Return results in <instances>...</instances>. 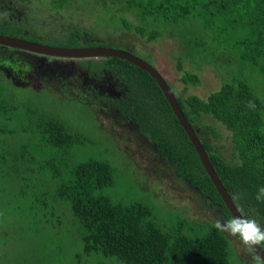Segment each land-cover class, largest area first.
<instances>
[{"label":"trees","instance_id":"trees-1","mask_svg":"<svg viewBox=\"0 0 264 264\" xmlns=\"http://www.w3.org/2000/svg\"><path fill=\"white\" fill-rule=\"evenodd\" d=\"M49 1L64 9H69V3L80 5L81 11L96 18L97 26L109 29L96 11L88 12L101 8L98 12L105 11L117 26L112 30L134 32L148 42L159 39L161 31L170 25L180 28V36H174L180 43L195 28L210 36L212 43L229 31L240 35L244 32L235 43L243 49L239 58L260 66L264 74V0ZM21 28L14 20L0 19V34L19 38ZM198 43L202 46L199 40ZM113 61L116 72L134 81L132 105L116 103V108L156 147L157 156L163 160L160 164L175 183L197 189L209 209L217 204L222 216L230 217L155 81L125 60ZM182 64L177 59L176 68L182 71L179 81L185 93L189 85L199 86L201 81L196 73L183 69ZM2 90L0 118L15 121L16 130L9 134L20 137V146L11 147L14 143L4 139L7 132L0 131L1 144L10 145L8 152H0V165L7 166L5 179L9 178L8 185L1 189L8 206L0 213L5 226L0 264H252L234 251L232 241L238 243V238L228 239L211 222L193 221L197 225L193 227L206 232L192 238L185 233L187 220L181 215H177L176 222L171 220L163 226L151 205L115 201L104 194L113 185L114 169L108 162L94 158L77 159L76 149L85 145L83 135L45 111L21 108L10 99L6 106ZM173 93L192 126L204 128L219 139L220 132L203 121L210 117L229 132L230 161L223 159L220 147L208 139L201 140L202 146L230 197L240 194L239 200L232 198L237 208L264 224V202L255 199L257 189L264 186L261 100L238 77L205 98L178 95L177 90ZM248 101L255 107H246ZM63 167L65 173L61 174Z\"/></svg>","mask_w":264,"mask_h":264},{"label":"rangeland","instance_id":"rangeland-1","mask_svg":"<svg viewBox=\"0 0 264 264\" xmlns=\"http://www.w3.org/2000/svg\"><path fill=\"white\" fill-rule=\"evenodd\" d=\"M101 10V8H99V10L91 8L88 12L95 13L96 11V14L99 18L104 20V25H107L109 29L97 26L96 18L86 12H83V14L80 11L77 13V16L80 17L85 15L84 18L87 19L86 24L92 25V27L96 28L100 33L112 34L115 32L117 36H126L127 33L123 32V30H112L117 28V26L115 27V24L110 21V16L106 14L105 11L99 13ZM33 12L35 20L38 21L40 25L45 18L41 13L38 14L36 11ZM77 20L78 18H76V21ZM98 22L101 23V20ZM197 30L198 28H195L193 34H188V37L180 43L178 37H174L180 34V28L170 25L161 31L159 39L147 45L149 52L153 55L158 71L173 84L169 83L171 90L176 92L177 89L178 95L186 93L205 98L210 93L217 91L223 83L229 82L234 77H238L240 81H245L250 86L254 94L264 105V74L260 66H253L243 62L239 58L243 49L235 45V43L242 39L244 32L240 35L234 31H229L228 33H224V37L217 43H212V40L209 39L210 36H204L202 32H197ZM40 31L41 34L46 33L48 35L52 33L51 27L46 25L40 27ZM198 40L202 46L198 43ZM183 42L184 47L183 50H181L180 45L183 46ZM229 47H231V49H229ZM120 48H123V46H120ZM134 54L145 60V58L138 53ZM220 57L223 59H220ZM177 59L183 62V69L196 73L201 81L199 86L189 85L185 93L183 92L184 85L179 81L182 71L179 72L176 68ZM1 75L0 88L4 89V91L2 90V102L6 106L9 105L10 99L11 103L21 106V108L25 106L26 108L45 111L56 116L70 129L83 135L85 145L76 149L78 160L94 158L108 162L113 167V185L105 189L103 192L104 194L109 195L115 201L124 203L142 201L151 205L154 209L155 216H157L163 226H168L171 220L172 222H176L177 215H181V217L187 220L185 233L192 238L200 237L206 232V229L193 227L197 225L192 223L193 221L205 222L212 220L206 212L208 206L200 200L199 194L191 192L186 184L175 183L171 179L172 175L166 172L160 163H152L151 160H149V157H151L149 151H145V158L138 154H142V150H144L143 147H127L129 156L127 159V155L119 149L112 135V131L114 133H120L121 128H113L110 132L108 130L104 131V129L98 126L99 123H103L104 120L100 118L99 121H97L90 111L82 108L77 103L72 101H61L44 92H34L27 88H16ZM8 96L10 98H8ZM262 117L264 121V112L262 113ZM203 121L206 125L217 126L216 130L220 132L219 134L221 136L219 140H213L211 137H208L205 130L202 129L200 133L203 138L208 139L211 143L220 147V154L226 161H230L231 141L229 139V133L225 131L220 124L215 123L210 117H204ZM15 124V121L8 122V120L5 121L0 118V131L4 130L7 132V138L4 136V139L8 140L10 143H14L11 147L20 146V137L15 135L10 136L11 133L9 134V131L13 132V130H16ZM262 132L264 134V124ZM9 150L10 145L5 147L0 141V152L3 151L6 153ZM7 173V166L0 165V213L3 211L5 212L8 206L6 195L1 190L4 186L8 185L9 178L5 179L6 175H8ZM62 173H65L64 167L61 170V174ZM58 180H60V178L57 179L55 182L56 184ZM3 221L4 220H0V241L1 237L3 240L5 239L2 236L5 228ZM238 243L234 240L232 241L234 251L238 256L248 258L249 253Z\"/></svg>","mask_w":264,"mask_h":264},{"label":"flooded vegetation","instance_id":"flooded-vegetation-1","mask_svg":"<svg viewBox=\"0 0 264 264\" xmlns=\"http://www.w3.org/2000/svg\"><path fill=\"white\" fill-rule=\"evenodd\" d=\"M79 6H76L74 3H69V9H64L52 5L49 0H31L30 3L27 2V0H0V19L14 20L20 23L22 27L21 33H18L19 38L3 34L0 35L61 49L111 48L126 51L134 56H136L134 53H138L145 58L144 61H146V63L156 67L153 55L147 48L150 42L146 41L145 38L140 37L134 32H128L126 36L122 35L123 37L117 36L115 32L112 34L100 33L96 28H93L92 25L86 24L87 19L84 18L85 15L79 14L82 16H77V13L81 11ZM33 11H36L38 14L41 13L45 18L40 25L39 22L35 20ZM81 12L83 13V11ZM76 18H78L77 21ZM43 24L51 27V34H41L40 27L44 26ZM120 46H123V48H120ZM3 51L6 50L4 49ZM14 51L15 50H13V52L6 51L5 58L2 61L0 60L2 74L4 76L6 74L9 75L8 80L10 83L14 77L20 78L23 80L21 83H23L24 86L27 85V89L29 90L44 92L61 101H72L77 103L82 108L90 111L97 121H99L100 118L104 120L103 123L101 122V124L99 123L98 125L100 128L104 129V131L108 130L110 132L113 128H121L120 133H114L112 131V135L119 149L127 155V159L129 158L127 147L132 146L133 148H139L142 146L139 137L143 136V134L139 127L116 108V103L131 106L132 103L130 101L134 97V81L128 75L116 72V62L113 61L116 58L100 57L71 60L70 63H74L75 66H70L69 64L67 67H64V69H61L62 67L55 68L54 72H51V74L39 75L40 77L36 78L35 70H25L18 65H10L8 59L10 61L18 59V55ZM0 53L2 52L0 51ZM5 61L7 66H5ZM24 66L26 67L28 64ZM33 77L36 78L34 81H32ZM163 78L169 85L170 81L164 76ZM31 84L38 89V91L31 89L29 87ZM114 110L116 112H114ZM213 127L216 130L217 126L213 125ZM193 128L200 141L204 139L200 133L202 129L205 130L208 137L217 140L212 137L206 129L199 128L196 125L193 126ZM147 141L148 144L152 145L148 138ZM222 158L224 159L223 156ZM222 214L219 206L214 204V207H210L209 213L207 214L212 219L208 222L213 223L214 216H222ZM260 224L264 227L263 223L260 222ZM226 236L228 239H232L227 234ZM262 249L264 250L263 246ZM242 259H247L248 263L254 264L251 254H249L248 258Z\"/></svg>","mask_w":264,"mask_h":264},{"label":"water","instance_id":"water-1","mask_svg":"<svg viewBox=\"0 0 264 264\" xmlns=\"http://www.w3.org/2000/svg\"><path fill=\"white\" fill-rule=\"evenodd\" d=\"M4 49L8 52H13V50H15L14 52L18 55L16 65L25 70H35L36 78H39V75L51 74V72H54L55 68L62 67L61 69H64V67H67L69 64L70 66H75L74 63H70L71 60L93 59L100 57H114L120 60H125L128 63L138 67L139 69L149 74V76L157 84L169 107L171 108L176 120L178 121L180 127L182 128L189 142L191 143L206 175L210 179L212 185L214 186L216 192L218 193L223 204L228 210L230 216L237 215L239 213L237 206L229 196L228 192L222 185L217 173L215 172L209 160V157L205 149L203 148L201 141L198 138L193 126L187 121L186 117L184 116L177 102L176 96L174 95L170 86L167 84L166 80L163 78V76L157 70L156 67L149 65L148 63H146V61L134 56L131 53L117 49H61L50 47L47 45L30 43L21 39L0 35V51L2 52L0 53L1 61L5 58L6 51H3ZM8 61L12 62L9 59ZM25 64H28V66L25 67ZM5 66H7V64ZM5 77L6 79H8L9 75L6 74ZM36 78L33 77L32 81H34V79ZM22 81L23 80H21L20 78L14 77L11 80V83L16 88H28L27 85L24 86L23 83H21ZM29 87L33 90L38 91V89L32 86V84ZM114 112L116 111L114 110ZM139 138L142 145L141 147H143L144 149L142 150V154H139L144 157L145 151H149L151 154L149 160H151L152 163H163V160L159 156H157L156 147L154 145L148 144V141L145 137L141 136ZM186 186L190 188L191 192L199 194L197 189L191 188L188 184H186ZM206 212L207 214L209 213V207H207Z\"/></svg>","mask_w":264,"mask_h":264},{"label":"clouds","instance_id":"clouds-1","mask_svg":"<svg viewBox=\"0 0 264 264\" xmlns=\"http://www.w3.org/2000/svg\"><path fill=\"white\" fill-rule=\"evenodd\" d=\"M246 107L254 108L255 104L248 101ZM232 198L239 200L240 194L236 193ZM255 199L258 202H264V186L257 189ZM212 226L220 233L238 238L243 249L252 255L254 264H264V250H262V246H264V227L257 219L245 214L242 208L237 215L228 218L215 215Z\"/></svg>","mask_w":264,"mask_h":264}]
</instances>
